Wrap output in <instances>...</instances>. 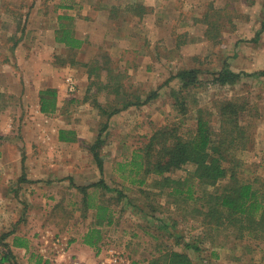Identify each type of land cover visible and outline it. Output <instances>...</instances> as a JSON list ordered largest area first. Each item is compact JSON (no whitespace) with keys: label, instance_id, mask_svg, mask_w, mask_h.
Returning <instances> with one entry per match:
<instances>
[{"label":"rangeland","instance_id":"1","mask_svg":"<svg viewBox=\"0 0 264 264\" xmlns=\"http://www.w3.org/2000/svg\"><path fill=\"white\" fill-rule=\"evenodd\" d=\"M139 1L154 4L153 8L158 12L151 16L149 23H162L164 27L151 29L147 24H136L137 20L127 19L119 10L114 14L117 18L112 28L95 30L94 46L102 48L97 57H102L103 62L109 58L107 67H111L115 76L122 75L128 100L141 104L123 107L120 111L123 113H117H120L117 121L112 117L108 121L107 115L98 117V108L95 114L91 113V101L95 98L108 107H122L123 103L121 94L116 95L111 88L100 90L101 86L95 85L93 88L97 93L91 95L90 90L84 105H65L61 120L45 122L34 117L36 89L40 85H59L60 81L66 84L69 71L76 76L72 75L77 83L76 92L70 94L77 95L78 87L81 89L80 86L85 85L80 83L84 79L79 74L87 81L91 70L88 65L97 59L91 60V0H0V70L10 69L17 76L14 84L8 83L9 78L4 77L8 82L0 87L4 90L9 84L16 91L11 97L0 92V104L5 101L12 104L9 116L0 120V150L23 152L28 174L36 183L25 195L30 213L24 228L22 225L20 229L26 230L32 238V246L25 257L20 256V264H38L39 258L46 259L47 264H56L61 249L67 246L68 252L77 256L76 250H70V244L87 245L84 238L92 227L102 229L100 251L88 245L91 249L87 247L80 252L91 259L95 256L91 264L97 263L105 251L125 255L130 264H151L161 251L168 248L187 251L194 264H264V235L255 239L246 234L239 239L233 235L234 230L212 231L202 223V217L190 215L185 205L176 208L165 195L157 194L160 189L153 185L161 178L150 175L147 183L142 185L139 180L143 175L137 173L139 163L130 164L133 154H143L142 149L149 144L152 135L163 127L179 126L182 134H188L195 128L197 117L204 116L218 129L220 104L233 100L246 108L240 122L247 130L249 142L242 149L237 143L234 154H230L232 161L225 162V166L234 169L241 181L252 182L264 191V0ZM73 2L78 4L77 8L82 5L83 9L81 13L67 12L78 14L72 22L74 33L82 39L86 37L87 41L81 50L69 52L65 47L53 46V39L57 35L58 15L65 11L61 4ZM139 6L147 10L146 5ZM217 27L220 28L219 34L215 31ZM210 30H214L212 37L208 35ZM134 33L148 51L146 55L139 57L130 53L125 56L127 60L124 57L122 60L116 51L108 49L113 41L110 39V44H106L108 40H104L106 34L134 38ZM23 40L25 43L21 48L19 45ZM128 41L125 39L124 44L128 45ZM113 46L120 49L118 45ZM13 48L18 49L15 64L4 65L5 59L15 53ZM151 49L156 55H150ZM73 61L75 65H71ZM64 65L76 69L60 70L64 73L60 81L58 78L49 79L56 76L54 71V74L45 75L43 68L52 70ZM226 65L231 71L240 73L241 78L235 84L215 83L216 73ZM184 69L199 70L195 87L181 88V80L175 76ZM98 73L107 74L100 70ZM102 78L95 77V80L102 82ZM88 83L90 85V79ZM20 84L26 85V90L30 89L32 93L28 95L24 89L21 95ZM107 121L108 129L102 133L106 140L101 148L105 167L103 178L109 186L123 190L126 198L120 203L114 201V222L111 225L97 226L94 210H86L85 194L77 183L91 182V172L98 168L91 145ZM60 125L77 127L81 139L76 144L58 142L55 129L59 130ZM7 160L15 161L16 157ZM137 161L142 162V159ZM194 170L195 166L189 164L168 176L186 178ZM99 174L102 177L100 169ZM233 181L228 177L217 187L222 189ZM91 185L85 186H89L92 204L117 196ZM142 189L153 190L157 196L147 199ZM187 208L191 209L188 205ZM162 219L166 227L160 221ZM7 223L11 224L9 221L0 222V231L8 228ZM55 237L61 241L57 244L58 249L53 245ZM187 244L199 246V249L187 248ZM42 247L46 251L43 252Z\"/></svg>","mask_w":264,"mask_h":264},{"label":"trees","instance_id":"2","mask_svg":"<svg viewBox=\"0 0 264 264\" xmlns=\"http://www.w3.org/2000/svg\"><path fill=\"white\" fill-rule=\"evenodd\" d=\"M132 5L127 6V14L132 12V10L139 9V7ZM61 19L71 20V17L62 16ZM219 29L217 27L215 30L217 34H219ZM262 30H264V21ZM56 34L57 41L65 44L71 51L80 50L84 44V40L75 35L73 26L70 23L61 22ZM208 35L210 37L215 35L214 30H210ZM108 63H110L109 58L106 62H103L102 57H100L95 60L93 65L87 64L91 68L89 71L91 83L88 91L90 92L93 86L100 85V90L111 88L112 92L119 96L120 88L122 87L121 78L114 75L111 67H107ZM71 65H75V62L73 61ZM99 70L107 72V74L100 75L98 73ZM102 76L104 78L102 82L95 80V77L101 79ZM175 78H180L182 89H190L195 87L199 81V70L184 69ZM240 78V73L231 71L226 65L221 71L216 73L214 81L220 85H227L235 84ZM105 80H109V82L105 83ZM121 95L122 107H104L98 101H95V105L102 115H107L108 121L120 112L123 107L129 108L132 105L141 104L129 101L128 95L126 97L125 93H121ZM41 107L44 113H53L57 110V92L54 89H47L41 92ZM245 110L246 108L241 103L226 100L219 106L220 126L218 129L212 125L210 119L204 116L197 117L195 128L189 131L188 134H182L179 126L163 127L152 135L149 144L142 149L143 154L141 152L133 154L130 164L137 165L139 163L137 173L143 175L142 179L139 180L142 185L147 183L146 180L150 175L161 178L155 180L153 185L155 188L160 189L157 194L165 195L168 201L176 208L185 205V209L190 215L202 217V223L212 231L218 229L234 230L233 235L239 239H242L246 234L259 239L264 235V191L260 190L252 182L241 181L234 169L225 166V162L232 161L233 158L230 154H234L237 143L239 148L242 149L249 142L247 130L243 129L245 126L240 122V117ZM108 121L102 126L101 134L91 146V153L102 174L101 179L92 184L91 187L103 188L104 191L114 192L117 196L115 199L110 198L108 201L92 204L89 186L78 187L85 194L83 202L86 210H94L95 224L97 226L111 225L114 222V211L112 210L114 201L120 203L126 198L123 190L109 186L103 178L105 167L101 148L105 145L106 140L105 138L102 139V133L107 131ZM72 133L69 130H62L60 132V140L71 141ZM138 159H142V162H138ZM189 164H193L195 170L186 178L176 179L168 176V174L181 170ZM228 177L234 180L233 183L219 189L217 187L218 183L228 179ZM141 191L147 194V199L157 196L156 193L152 192L153 190L142 189ZM187 205L191 209L187 208ZM149 206L152 207L153 204L149 203ZM160 221L163 222L165 227L167 226L164 219ZM236 231L238 232L237 235ZM84 239L87 245L97 248L99 252L100 247L98 246L102 240V229L92 227ZM186 247L199 249V246L196 247L191 244H187ZM1 254L0 264H18L12 250L9 249ZM213 254L218 257L216 252ZM42 262V258L37 260L38 264H42ZM134 264L139 263L134 262ZM151 264H194V262L187 251L168 248L167 251H161L160 256L154 258Z\"/></svg>","mask_w":264,"mask_h":264},{"label":"crops","instance_id":"3","mask_svg":"<svg viewBox=\"0 0 264 264\" xmlns=\"http://www.w3.org/2000/svg\"><path fill=\"white\" fill-rule=\"evenodd\" d=\"M129 1L128 0H112L108 3V2H104V0H91V10H90L91 11V51H93V54L91 56V60L99 58V56L97 57V55H98V53L101 52V49H102L101 47H95L94 46V43L96 40V34H95L96 31L95 30H100V29L109 30L110 28H112L114 23L116 22V18H117V16H114V14H115V12H118L119 10L122 11V13H124L123 16H125L127 19L137 20L135 22L136 24H142V25L147 24V25H149L148 27H150L151 29L159 28L160 26L164 27V25H162V23L161 24H158L157 22L149 23V22H151V20H150L151 16H154V14L158 12L156 10V8H153L154 4H150L148 1H145V4H144V2H140L139 0H129ZM130 4H133L132 6H134V7H139V9L137 8V10H139V12H137V10H134V11L132 10V12L127 14L126 8ZM139 5H142V6L146 5L145 7L147 8V10L145 11L144 8L140 7ZM157 5L159 6V4H156L155 6H157ZM77 6H78V4L74 5V2H73V4H69V5L61 4V9H65V11L60 12L58 15V29H59L61 21H62V19H61L62 16L71 17V20H66L65 23H70L72 26V22L74 20H76V18L78 17V14H75V13H81V11L83 10L82 5L79 6L78 8H77ZM72 10L75 11L74 14L72 12L67 13L68 11H72ZM86 27L88 28V25H86ZM135 35L136 34L134 33V38H132L133 36H128V37L122 38V37H117L116 35L106 34L104 40L105 41L108 40V42L106 44H110L109 43L110 39L113 41L112 47L108 48V49L116 51V54H118L120 59H122V60H123V57L126 58L125 56H128L130 53L133 54V56L138 55L139 57H140V55H146L148 53V51H145L144 47L141 45L142 42H139L138 37ZM76 36L78 37V35H76ZM111 36H113L115 39L111 38ZM125 39L129 40L128 45L124 44ZM53 40H54L53 46H57V47L62 46V48L65 47L64 49L68 50L69 52H76V51L69 50V48L65 44L58 42L56 39V36ZM82 40H84V44H86V41H87L86 37L83 38ZM24 43L25 42L23 40L19 46L22 48ZM161 44H162V46L164 45V43H161ZM98 45H102V44L98 43ZM113 45H118L120 47V49H117V47H115ZM151 48L152 49L154 48L153 45L151 46ZM13 49H14L15 53H13L12 57H8L5 59L4 65L10 66L11 62L13 64H15V56L17 55L16 53H17L18 49L17 50L15 48H13ZM152 49H151L150 55L151 56L156 55ZM111 52L112 51H109V54L113 55ZM106 56H107V53H106ZM122 60H120L121 63H122ZM126 60H127V58H126ZM86 61H88V60H86ZM41 68H39L40 71H41ZM72 68L76 69L75 67H70V65H69V67H68V65H64L63 67H56L55 66V68L54 69L52 68V70H51V68L49 70L48 67H45L43 69L46 70L45 75H47L48 73H53V74H54V72L56 73V76H52L49 79L52 80V79L58 78L60 81V76H64V73H61L60 70L67 71V70L72 69ZM52 71H54V72H52ZM67 72H68V74H67L68 77L66 78V84H64L63 82L61 83V81H60L59 85H53V84H48L46 86L40 85L39 88L36 89V93H37L36 99L37 100L35 103V109L33 108V110H35L34 112L36 113L34 116L36 119L38 118V119L43 120L45 122L53 121V120H56L58 118L61 120V118L63 117V112H64L63 107L65 105L68 106L71 103H77L79 106H80V104L82 106L86 103L87 98L85 96H87V94L89 92L88 91V88H89L88 79H89V77L85 76L87 78V81H86V79L83 77L84 75L79 74L80 78L82 77L84 79V80H81L80 83L83 82V83H85V85L80 86L81 89L78 87L79 93L77 95L76 94H70L71 92L69 91V87H68V78L72 77V75H74V74L70 73L69 71H67ZM85 75H86V72H85ZM114 75H115V73H114ZM40 76L42 78H44L42 74ZM118 76L121 78L122 75L119 73ZM4 77L9 78V82H8V80L4 81V79H3ZM16 77H17L16 74H13V71L10 69H6V70H2V71L0 70V83H1V80L3 81L0 84V87L5 86L4 84L6 82L14 84V82H16ZM121 85H122V87L120 88V90H121L120 94L125 93V95H127L126 85H124L122 83V80H121ZM6 86H7V88H5L4 90H0V92L2 93L1 95L7 94L8 97H11V95L14 96V92H16L15 89L13 87H11L9 84H7ZM20 86H21L20 93L22 95L23 92H25L23 90L24 89L26 90V85L20 84ZM23 86H24V88H22ZM47 89H54L57 92V110L53 113H44L41 110V108H42L41 107V92L44 90H47ZM26 92H29L28 95L32 93V92L30 93V89L26 90ZM92 93H97V91L94 90V88H92L91 89V95H92ZM28 95L26 96V98L28 97ZM120 99L122 102V97H120ZM95 101H98L104 107L107 106V105L103 104V102H101L100 100H97V98H95ZM95 101H91V113H93V114H95L96 110H97V106L95 105L96 104ZM10 108H12V104H10L9 101H5L4 103L0 104V120L2 118H4L5 116H9L8 113H9ZM136 108H138V106H136ZM120 113H123V111ZM120 113H119V115H120ZM99 115L101 116L102 114L100 112H97L98 117H99ZM119 115L117 114V115H115L114 118L112 117V120L117 121V118L119 117ZM10 121L13 122V120H10ZM9 126H11V124H9ZM62 130H69V131L73 132L72 133L73 137H72L71 141L65 142V141L60 140V132ZM55 131H56L57 141L60 143H63V144H76V142H78L81 139V136L79 135V129L77 127H74L73 125L72 126L60 125L59 130L55 129ZM100 134H101V131L97 132V135H96L97 137L95 139V136H94V139L97 140V138ZM72 135H70V136H72ZM104 138L105 137L102 134V139H104ZM8 157H16V160L15 161H13V160L8 161L7 160ZM28 173H29V170L24 163L23 152L21 153V152H18L17 150L16 151H9V149L1 148V150H0V178H3V179L0 180V222H2V221L8 222L9 221L11 224L8 225V223H7V226H8V228H6L7 231L5 229L0 231V260H1V256H2L1 253L6 252L10 249L15 254L16 260L19 264L21 263L20 262V256L25 257L27 255V253L31 250V246H32V242H31L32 238L29 235H27L26 230L23 232L20 229V227L22 225L24 228V224H25L24 222L29 218V213H30L27 209L28 204H26L27 202H26V196L25 195L27 193V190L30 188V186L36 184V183H33V181H31V177ZM25 174H27V176H25ZM91 177H92L91 182H88L86 184H78L77 183V185H79L78 187H84L85 185H88L90 183L95 184L96 182H98L100 180V177H101L99 174V168H97L93 172H91ZM39 185H41V183ZM1 227H3V226H1ZM3 237H4V239L2 240ZM70 247H71L70 250H74V251L76 250L75 252H76L78 258L81 259L82 261H84L85 263H91V260H92V262H93V260H95V256H94V258L91 259V257L89 258V257H86V256L80 254V252L82 250H87L86 249L87 247L91 249V247H89L88 245H85L84 243L81 244V243L77 242L74 244H70ZM78 248H79V250H78ZM42 249H43V247H42ZM43 252H44V249H43ZM106 253H107V251H105L102 255H104ZM45 261H47V260L46 259L43 260L42 264H44Z\"/></svg>","mask_w":264,"mask_h":264},{"label":"built area","instance_id":"4","mask_svg":"<svg viewBox=\"0 0 264 264\" xmlns=\"http://www.w3.org/2000/svg\"><path fill=\"white\" fill-rule=\"evenodd\" d=\"M68 87L69 91L71 93H75L77 90V83L74 80L73 77L68 78ZM58 237V236H57ZM61 242L59 238L54 239L53 245L58 249L57 244ZM68 246L67 248H63L60 251V255L58 257V260L56 264H91V263H85L81 259H79L77 256H73L68 252ZM46 251V250H44ZM59 253V252H58ZM63 256L62 260L61 257ZM131 261L129 258H127L125 255L120 254L119 252L115 251H108L106 254L102 255L100 260L95 264H130ZM45 264H47V261H45Z\"/></svg>","mask_w":264,"mask_h":264}]
</instances>
